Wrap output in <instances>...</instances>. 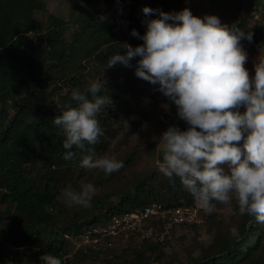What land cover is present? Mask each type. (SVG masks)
Here are the masks:
<instances>
[{"label": "trees", "instance_id": "16d2710c", "mask_svg": "<svg viewBox=\"0 0 264 264\" xmlns=\"http://www.w3.org/2000/svg\"><path fill=\"white\" fill-rule=\"evenodd\" d=\"M153 1L167 13L169 9L181 11L188 8L184 3L180 5L183 0ZM206 1L210 7L223 11L219 16L222 23L230 26L235 23L245 32L253 33L252 42L241 41L248 54L245 67L253 75L257 58L264 57V49H261L264 46V23L248 26L245 17L239 19L237 13L243 8L239 0ZM247 1L263 11L264 20V0ZM245 11L248 14V10ZM69 27L67 21L47 15L39 8H30L27 14L20 15L15 10L14 0H0V206H4L0 211V222L5 209L12 208L18 225H12L6 234H0L1 245L18 249L13 257L6 254L7 264L15 261L21 264L23 259L27 264H42L40 257L46 253L61 255L63 264H88L102 257L104 251L72 253L70 248L69 252H63L66 244H70L64 239L65 234H77L87 225L152 203L186 206H195L196 203L178 178L171 183L165 175L159 176L157 166L131 180L120 193L118 202L110 205L105 213H93L82 222L73 216L69 220L71 223L59 225L56 216L44 211L54 205L55 198L49 193L38 198V187L42 184L33 182V174L40 165L46 168V165L62 163L67 151L63 148V133L53 123V118L60 114L54 112L50 101L55 93L65 92L69 103L76 106L71 100L74 89L83 92L101 72L111 76L124 74L127 81L109 98L108 112L103 114L101 110L97 114L103 132L94 146L98 155L107 149L109 139L114 137V126L120 115L133 116L132 126H138L150 113V103L158 102L161 96L158 84L153 85L135 75L139 56L130 60V66L107 67L111 56L118 52L125 55L127 51L116 45L117 25L114 22L101 20L98 16L85 19L69 32V40H66L64 35ZM143 44L141 39V46ZM84 62H93V65L84 74H78L77 68ZM104 92L101 88L98 95L105 96ZM87 95L91 99V94ZM245 110L239 108L241 113ZM176 126L181 130L188 127L180 118ZM73 151L77 150L74 148ZM131 157L129 154L122 160L123 168L131 164ZM79 159L78 153L73 158L77 166ZM45 170L40 179H45L48 184L52 181L51 171L49 168ZM96 203L103 206L104 202L99 199ZM234 226L238 228V238L230 233ZM230 229L216 234L207 250L200 257L190 259L188 264H223L224 261L227 264H264V224L244 214L233 219ZM132 243L142 244L146 250L139 253L134 249L127 258L122 256L125 246L116 247L114 251L121 253L117 260L123 258V264H153L161 260V253L153 260L144 253L160 252L165 243ZM2 255L0 249V258Z\"/></svg>", "mask_w": 264, "mask_h": 264}, {"label": "clouds", "instance_id": "9594fccd", "mask_svg": "<svg viewBox=\"0 0 264 264\" xmlns=\"http://www.w3.org/2000/svg\"><path fill=\"white\" fill-rule=\"evenodd\" d=\"M142 11L146 17L158 12L160 18L144 21L147 31L142 37L133 29L131 35L144 44L133 48L124 43L126 54L111 56L107 67L130 66V60L139 56L135 75L158 84L187 123L186 130L169 126L159 137L163 148L159 171L171 183L178 178L206 213L217 203L231 206L235 200L241 215L264 224V57L257 58L250 75L241 44L245 39L252 42L253 33L222 23L215 15L194 16L188 8L173 13L149 7ZM100 92L98 82L83 92L74 89L71 100L76 106L58 104L60 114L53 123L64 136L65 160L79 153L80 168L108 176L124 164L96 153L94 146L103 135L97 114L111 103ZM240 107L246 110L241 113ZM95 192L92 183H81L79 191L68 187L62 195L69 206L90 207ZM230 233L239 237L235 226ZM40 260L63 264L51 253Z\"/></svg>", "mask_w": 264, "mask_h": 264}, {"label": "rangeland", "instance_id": "374dc122", "mask_svg": "<svg viewBox=\"0 0 264 264\" xmlns=\"http://www.w3.org/2000/svg\"><path fill=\"white\" fill-rule=\"evenodd\" d=\"M243 8L237 13L239 19L246 18L248 26L262 25L264 20L262 18L263 11L254 5H249L247 0H239ZM15 10L20 15L27 14L30 8H39L47 15H53L61 20L67 21L70 24V29L64 35L66 40H69V32L79 27L80 23L91 17L98 16L101 20H109L117 25L115 33L118 37L116 45L121 47L124 43L131 45L133 48L141 46V39L131 35L135 29L140 37H142L147 27L144 21L149 19H157L159 13H153L150 16H145L142 9L149 7L152 9H159L158 3L153 0H14ZM185 5L194 16L203 18L205 15H223V11L217 10L209 6L206 0H183ZM245 9L248 10L246 14ZM169 13L179 12L177 9H169ZM41 17V16H39ZM123 48V47H121ZM125 49V48H123ZM126 50V49H125ZM134 60V59H133ZM93 62H84L77 68L78 74H84L88 71ZM127 80L124 74L112 75L106 73H98L94 82H98L101 88L104 89V95L111 98L121 88V84ZM65 92L55 93L52 100V109L58 112L57 105L69 104ZM103 114L108 112L109 106L105 105L101 108ZM150 113L144 118V122L138 126H132L133 116L120 115L114 126V137L109 139L107 149L101 155L115 157L117 160L122 161L127 155L132 154L131 164L126 168H121L119 171L106 176L103 171L98 169H82L76 165L75 161L63 159L62 163L58 165L38 166L33 174V182L36 184L40 182L42 185L38 187V198L42 199L45 195L53 194L54 205L46 207L44 211L47 214L56 216L60 221L59 225L65 222L66 225L71 223V218L75 216L76 221L82 222L89 218L93 213H105L110 205L116 204L120 198V193L126 188L127 184L136 178L140 177L147 171H150L158 166L163 160V148L160 144L159 137L169 126H176L177 107L168 97L161 93L158 102L150 103L148 109ZM175 111L172 113V111ZM106 111V112H105ZM12 113L10 112V116ZM32 123V121H31ZM242 143V141L240 142ZM154 149V150H153ZM161 154V156H160ZM162 158V159H160ZM49 168L52 181L48 184L45 179H40L42 173ZM159 176H163L158 170ZM81 183H92L96 192L92 197L90 207L82 206H69L64 202L62 195L63 191L71 187L79 191ZM105 196H109L107 199ZM101 200L103 206L97 204ZM195 205H197L195 203ZM4 210V206H0V211ZM14 210L6 208L4 211L3 220L0 222V234H6V230L12 225H16L14 220ZM201 216L203 223L196 226L178 228L172 237L161 247L160 252L155 251L150 253L145 252V257H151L153 260L160 253L162 254L161 260L153 262V264H188L190 259L200 257L212 243L215 235L225 232L230 229L233 219L240 217L236 201L233 200L231 206L216 204V207L211 213H206L201 208ZM139 243H127L122 245L124 253L122 256L127 258L129 254L137 249L139 253L146 250V246H141ZM72 246L66 244L64 251L69 252ZM0 249L3 255L0 258L1 264L9 262L6 259V254L14 256L18 249L0 244ZM73 253V250L71 249ZM71 253V254H72ZM119 252L105 251L104 257H99L88 264H123V258L118 259ZM9 258V260L12 259ZM61 258V255H58ZM8 258V257H7ZM109 261L110 263H108ZM13 264H18L15 261ZM21 264H27L23 259ZM35 264V262L31 263ZM125 264V263H124ZM223 264H227L224 261Z\"/></svg>", "mask_w": 264, "mask_h": 264}, {"label": "built area", "instance_id": "2783aa9c", "mask_svg": "<svg viewBox=\"0 0 264 264\" xmlns=\"http://www.w3.org/2000/svg\"><path fill=\"white\" fill-rule=\"evenodd\" d=\"M202 223L198 205L152 203L87 225L77 234H65L64 239L72 246L73 253L114 251L132 241L164 244L178 228Z\"/></svg>", "mask_w": 264, "mask_h": 264}]
</instances>
